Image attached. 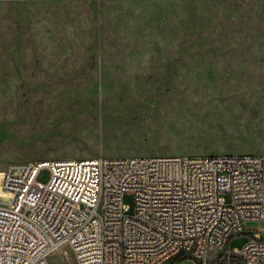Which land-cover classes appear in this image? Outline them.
<instances>
[{
	"label": "rangeland",
	"instance_id": "rangeland-1",
	"mask_svg": "<svg viewBox=\"0 0 264 264\" xmlns=\"http://www.w3.org/2000/svg\"><path fill=\"white\" fill-rule=\"evenodd\" d=\"M22 14L37 22L0 10V171L26 160L264 154V0H104L67 39L17 27ZM50 178L42 169L37 181ZM123 201L134 213V195ZM49 263L76 261L65 247Z\"/></svg>",
	"mask_w": 264,
	"mask_h": 264
},
{
	"label": "built area",
	"instance_id": "built-area-1",
	"mask_svg": "<svg viewBox=\"0 0 264 264\" xmlns=\"http://www.w3.org/2000/svg\"><path fill=\"white\" fill-rule=\"evenodd\" d=\"M42 169L47 184L37 181ZM249 222L258 229L246 231ZM241 234L247 242L229 250ZM65 247L76 264H264V154L9 164L0 171V264H50Z\"/></svg>",
	"mask_w": 264,
	"mask_h": 264
},
{
	"label": "crops",
	"instance_id": "crops-1",
	"mask_svg": "<svg viewBox=\"0 0 264 264\" xmlns=\"http://www.w3.org/2000/svg\"><path fill=\"white\" fill-rule=\"evenodd\" d=\"M104 0H0V10L22 9L25 13H30L37 22L32 24V20L24 15L23 23H17L27 32L35 25L38 29L35 32L42 35L53 36L56 31L60 36L65 37V33L71 27L78 26L83 20L86 21L91 16V10L95 5L102 7ZM18 16V15H16ZM71 21L73 24H71ZM30 38V37H29ZM66 38V37H65ZM67 39V38H66Z\"/></svg>",
	"mask_w": 264,
	"mask_h": 264
}]
</instances>
